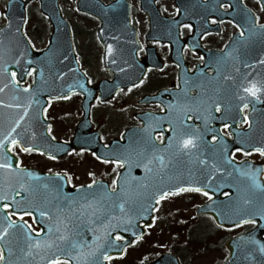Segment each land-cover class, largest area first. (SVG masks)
<instances>
[{
  "label": "snow or ice",
  "instance_id": "snow-or-ice-1",
  "mask_svg": "<svg viewBox=\"0 0 264 264\" xmlns=\"http://www.w3.org/2000/svg\"><path fill=\"white\" fill-rule=\"evenodd\" d=\"M15 3L6 0L0 16L9 19ZM239 4L243 7L237 12L233 0H216L226 14L233 10L229 22L239 30L238 37L204 67L184 68L177 78L183 86L178 82L164 90L172 99L159 101V113L142 114L141 126L120 133L111 143L92 134L93 121L85 119L80 125L84 131L74 134L78 148L58 141L47 123L53 100L83 95L90 113V101L110 103L108 96L126 94L125 88L132 92L145 84L150 72L167 65L161 67L153 59L132 79L128 70L139 65L136 57L145 49L133 41L137 47L130 63L118 60L117 49L107 44L105 59L123 76V86L119 77L96 83L79 68L68 70L77 77L67 83V73L57 64L68 56L50 46L34 57L36 45L23 13L14 32L0 30V264H114L130 248L146 242L163 202L188 192L207 197L198 207L216 229H243L229 238L223 264H264V166L248 159L254 154L264 157V0H257L260 15L244 0ZM119 5L116 0L109 8ZM172 23L193 28L179 20ZM12 28L9 20L8 29ZM209 34L203 28L191 45L183 46L195 52L199 39ZM180 36L177 32L176 41L182 43ZM182 60L183 52L174 61L176 67ZM36 109L44 127L39 135L33 127ZM33 154L52 161L90 154L101 164L114 165L115 177L109 184L97 179L94 171L87 173L88 183H74L67 169L41 175L21 159ZM134 169H143V176L135 175ZM173 262L180 264L169 253L155 264Z\"/></svg>",
  "mask_w": 264,
  "mask_h": 264
},
{
  "label": "flooded vegetation",
  "instance_id": "flooded-vegetation-1",
  "mask_svg": "<svg viewBox=\"0 0 264 264\" xmlns=\"http://www.w3.org/2000/svg\"><path fill=\"white\" fill-rule=\"evenodd\" d=\"M131 6V22L137 31V37L139 41V45L145 49L144 53H140L139 57L142 61L149 59V51H156L159 61L163 65H167L163 71L159 69H154L152 72L148 74V78L143 85L146 91L143 94H156L161 89H173L176 87L178 83L179 71L176 64L171 60V44L167 41H160V43H154L156 37H169L173 35L175 32L181 33L180 39L183 45H191L193 43V37L198 32H200L203 28H207L210 33L207 36H204L202 39H199L200 47L193 52L190 48H186L182 46V52L184 56V63L186 68L189 70H195L197 67H204L206 62L205 52H212L214 57L218 56V53L221 50H226L225 45H231V42L235 37H238L239 30L234 27L232 23L229 21L232 18L225 17L224 14H211L206 15L205 13L201 14V16L191 15L189 17L194 18L196 20H185L182 22L183 24H192L193 28H176V25L170 22V18L173 19L177 16L176 8H178L175 4V0L171 3L170 0H157L156 5L162 16L167 17L169 21L164 19H160L158 17L153 18V20L149 17V15L144 11L142 7L141 0H129ZM228 2V0H226ZM244 4H246L250 9H252L256 14L260 15V9L257 5V0H244ZM166 9V11H165ZM208 12L209 9H203ZM224 13V10L221 9ZM232 9H229L230 11ZM212 19H216L219 21L223 19L225 22L223 24L220 23H211ZM237 19L239 16L237 15ZM207 21V23H205ZM261 22H264L262 20ZM171 33V35H170ZM235 34V36H234ZM200 56H203L204 61L200 60ZM209 76L213 75L212 72L208 73ZM143 96V95H142ZM167 98H171V96L167 95ZM151 111L159 112L161 111V107L159 104L152 103L150 106ZM240 159H244L242 156ZM248 159L255 162L257 165L264 166V157L259 156L258 154H254ZM104 177V179H109V184L112 179L115 177L114 174ZM97 179H102L100 176L96 177ZM74 182V181H73ZM223 199V197H219ZM207 202V197L199 193L188 192L181 194L179 196L168 199L163 202L161 210L164 209L166 205L169 209V213L173 212L178 214V220L174 218L169 219L164 215V212L161 210V215H157L159 220L157 222V226L153 228V230H163L167 229L168 237L166 239L169 240H177L182 237V241H174L169 243L168 246H172L169 248L166 242L163 243L164 250H172L175 252L183 263H188L190 260L200 258L203 255V245L207 244L211 247V251L220 250L226 254V245L231 236H235L238 232L243 231V229H236L233 232H228L223 229H216L211 220H209L208 216L201 214L198 212L200 209L198 206L204 205ZM173 210V211H172ZM187 230L194 231V244L187 246L185 234ZM178 231V232H177ZM219 237L217 242H213L214 237ZM177 238V239H176ZM165 239V240H166ZM162 242L161 239L152 237L149 239L148 244L145 246H136L130 248L128 250V254L123 259H118L114 261V264H136L138 260V254L140 251L144 252H153L156 245ZM221 247V248H220ZM132 254L131 258L128 259L130 253ZM130 261V262H127Z\"/></svg>",
  "mask_w": 264,
  "mask_h": 264
},
{
  "label": "rangeland",
  "instance_id": "rangeland-1",
  "mask_svg": "<svg viewBox=\"0 0 264 264\" xmlns=\"http://www.w3.org/2000/svg\"><path fill=\"white\" fill-rule=\"evenodd\" d=\"M76 1L77 0H61V5L66 17L73 22L76 29L80 32L77 33V42L79 46V57L85 62L83 65L84 69L88 73L90 79L98 82L99 80L109 78L110 76L104 69L102 49L99 47V43H97L94 34H81V29L84 27L83 23L89 24V32L93 29V24L90 21L86 22L83 18L76 15ZM170 2L172 3L173 0H170ZM4 5L5 0H0L1 11L5 10ZM29 13L30 17L26 30L36 47L43 48L48 43L51 31L48 19L42 17V20L38 18L36 20V16L41 14L37 3L30 6ZM42 21H45V23ZM5 23L6 18L2 16L0 24ZM135 91L130 93L125 91L126 94H121L115 99L112 98L110 103L94 104L92 110L93 122L96 129H98L101 132V135L105 137V142H109L113 138L120 137V133H122L127 127L137 124L138 121L135 118V113L141 109L143 110V108H141L138 103L139 97H134ZM80 103V99L73 98L67 103H53L51 105L48 111L49 117L52 121L53 134L56 138L60 140H69L72 137L73 129L81 117ZM66 116L71 118L70 120L68 119L66 122H63L65 121L64 118ZM21 158L24 160V164L36 166L43 171L52 169L53 172H58L67 169L76 178L74 179L75 183L90 182L91 177L87 175L89 171H94L96 173V177L109 176V171H111L114 167V165H104L99 163L91 157L90 154H86L83 159L75 156H65L57 161H52L39 155H22ZM167 208L168 207L165 205L164 209H162L164 215L169 219L174 220L173 217H175V219L178 220V214L174 213L173 210V212L169 213V209ZM161 212L159 215H161ZM219 238L220 236L214 237L213 242H217ZM207 247L208 250L205 254L188 264H214L224 256L222 251H211V247L208 245ZM132 254H134V252L130 253L128 259L131 258ZM138 256L139 258L141 257L139 254Z\"/></svg>",
  "mask_w": 264,
  "mask_h": 264
},
{
  "label": "water",
  "instance_id": "water-1",
  "mask_svg": "<svg viewBox=\"0 0 264 264\" xmlns=\"http://www.w3.org/2000/svg\"><path fill=\"white\" fill-rule=\"evenodd\" d=\"M32 0H16V3L13 5L9 11H11L12 15L8 19L11 21L13 28L11 30L8 29V24L4 28H0V30L7 32H14L15 26L20 23L21 13L26 17V4H28ZM42 10L44 13L49 17L53 31L50 37V41H52V45H48L47 48L44 50H33L32 55L34 57H41L43 53L51 46L54 50H58V52H62L68 56V60L64 61L62 64H57V68L63 70L67 73L65 76V81L67 83H72L74 79L77 77L76 72H69V69H80V72L83 73L80 64H77V56L74 48L72 32L70 29V25L68 21L63 17L61 8L59 6V0H39ZM116 0H114L110 4H104L101 0H78L77 7L79 10L84 11L86 13L91 14L95 18H97L100 23L101 27L98 30V36L101 43L104 46V64L107 70L113 73V80L119 77L121 79V86L126 82L121 74L115 73L111 70L110 66L108 65L105 54H106V45L112 44L114 48L117 49V56L118 60L126 59L130 63L133 62V54L134 50L136 49L137 45L133 43V41H137L136 38V31L134 27L130 23V6L127 0H120V5L116 10L109 8L110 5L115 4ZM150 13L153 12L152 9H147ZM103 29V31H101ZM19 35V34H16ZM115 38V39H114ZM137 59V57H136ZM121 66H124L121 64ZM143 66L146 69L147 64L141 63L139 61V65L134 67L133 69L128 70V75L132 79L139 76L141 73V67ZM47 75V73H46ZM104 81H112V80H104ZM102 82V81H101ZM99 90H97V93ZM96 93V94H97ZM100 94V92H99ZM83 96V95H82ZM84 97V96H83ZM112 96H108L110 98ZM94 100L90 101L92 104ZM85 97L83 98L82 102V110H83V117L81 121L78 123L76 129V135H79L84 129L80 127L81 123L88 119L90 120V113L84 107ZM39 112V109L32 114L34 118L33 127L37 131L38 135L44 132V127L41 126L36 114ZM47 123H50L47 120ZM92 129V126H91ZM90 129V131H91ZM133 130V129H130ZM92 134H99V132L94 131L91 132ZM115 141V140H113ZM73 147H79L78 144L75 143V139L70 142ZM32 169V168H31ZM35 170V169H34ZM37 171V170H36ZM41 175H47L40 171ZM135 175L143 176V169H134L133 170ZM167 254L162 256L159 260H164L167 258ZM157 260V261H159ZM156 262V261H155ZM153 262L152 264H155Z\"/></svg>",
  "mask_w": 264,
  "mask_h": 264
},
{
  "label": "trees",
  "instance_id": "trees-1",
  "mask_svg": "<svg viewBox=\"0 0 264 264\" xmlns=\"http://www.w3.org/2000/svg\"><path fill=\"white\" fill-rule=\"evenodd\" d=\"M44 18V17H43ZM87 19H89V20H91V21H93L94 22V20L92 19V18H90V17H87ZM43 23H45V21H42ZM64 122V121H63Z\"/></svg>",
  "mask_w": 264,
  "mask_h": 264
}]
</instances>
